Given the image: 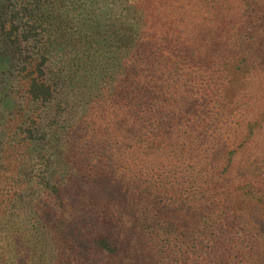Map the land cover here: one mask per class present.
<instances>
[{"label": "trees", "instance_id": "trees-1", "mask_svg": "<svg viewBox=\"0 0 264 264\" xmlns=\"http://www.w3.org/2000/svg\"><path fill=\"white\" fill-rule=\"evenodd\" d=\"M0 264H264V0H0Z\"/></svg>", "mask_w": 264, "mask_h": 264}]
</instances>
